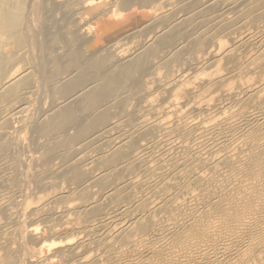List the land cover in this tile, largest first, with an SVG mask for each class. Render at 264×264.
Here are the masks:
<instances>
[{"label": "bare ground", "instance_id": "bare-ground-1", "mask_svg": "<svg viewBox=\"0 0 264 264\" xmlns=\"http://www.w3.org/2000/svg\"><path fill=\"white\" fill-rule=\"evenodd\" d=\"M0 264H264V0H0Z\"/></svg>", "mask_w": 264, "mask_h": 264}]
</instances>
